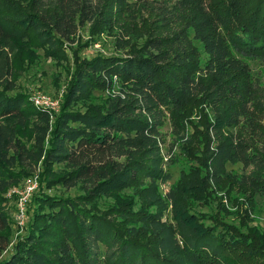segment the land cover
<instances>
[{
	"label": "trees",
	"instance_id": "1",
	"mask_svg": "<svg viewBox=\"0 0 264 264\" xmlns=\"http://www.w3.org/2000/svg\"><path fill=\"white\" fill-rule=\"evenodd\" d=\"M87 25L118 30L121 53L78 64L53 121L50 110L16 92L15 60L31 44L59 59ZM250 62L264 68V0H0V264L252 260L253 238L227 224L218 229L219 220L205 223L190 205L229 178L228 165L243 167L237 184L264 196V83ZM94 92L106 94L102 104L73 109ZM194 107L203 113L205 171L163 195L173 164L164 123L169 118L184 141ZM40 164L65 166L59 183L81 194L50 195L41 186L34 201L49 210L48 224L11 247L6 194ZM138 184L150 210L99 208L102 198Z\"/></svg>",
	"mask_w": 264,
	"mask_h": 264
},
{
	"label": "rangeland",
	"instance_id": "2",
	"mask_svg": "<svg viewBox=\"0 0 264 264\" xmlns=\"http://www.w3.org/2000/svg\"><path fill=\"white\" fill-rule=\"evenodd\" d=\"M118 38V30H98L89 25L84 26L75 41L66 45L63 56L59 59L48 56L33 44L27 49L22 46L15 60L16 92L27 94L34 105L50 110L54 121L66 102V96L78 64L98 55L121 53L117 44ZM129 47L123 51L130 50ZM249 65L253 71V78H259L264 83V68L257 63L250 62ZM105 97L104 92H94L86 99L77 101L73 109L85 110L90 105L102 104ZM205 114L211 118L208 110H205ZM186 117L187 137L184 141H176L169 118L166 119L162 129L166 160L169 157L173 160V164L170 165L171 180L160 185L163 195L196 170L205 171L201 166V162L204 161L203 133L205 127L199 123L203 118V113L194 107L187 110ZM31 128L30 126L26 130L25 137L26 143L30 146L34 144V134ZM228 171L229 178L220 184L213 185L207 199H193L194 203L190 202L191 208L200 216L205 217L204 222L207 224L216 225V220H219L220 228L218 229L222 230L223 224H227L240 233L242 231L246 237L253 238L255 243L250 247L253 248L255 257L246 264H264V196L235 182L238 175L243 172L241 165H228ZM66 172L67 168L63 165L40 164L35 173L20 180L7 192L6 196L10 198L8 213L11 220L7 235L11 240V247H14L18 239L26 235L30 228L48 224L46 216L49 210L46 207L45 209L37 207L38 203L34 201L35 194L40 188L43 187V191L47 194L61 197L74 198L81 194L80 189L67 190L59 183V176ZM34 181L37 182L38 187L29 197L25 204V212L22 214L19 207L21 198ZM142 191L143 188L138 184L111 197L102 198L97 204L103 211L118 207H124L127 212L148 211L151 208L150 205L144 203ZM170 210L171 207L166 212L169 213ZM144 238H149V236L145 235Z\"/></svg>",
	"mask_w": 264,
	"mask_h": 264
},
{
	"label": "built area",
	"instance_id": "3",
	"mask_svg": "<svg viewBox=\"0 0 264 264\" xmlns=\"http://www.w3.org/2000/svg\"><path fill=\"white\" fill-rule=\"evenodd\" d=\"M41 107V106H39ZM37 182H31V184L28 186L27 188V193H25L23 195V197L21 198V202L19 204V207L21 209V213L24 214L25 212V204L27 203L29 197L31 196L32 192L35 191L37 189Z\"/></svg>",
	"mask_w": 264,
	"mask_h": 264
}]
</instances>
